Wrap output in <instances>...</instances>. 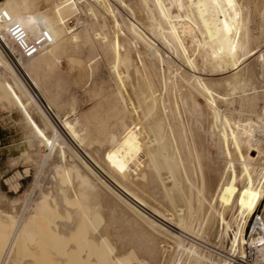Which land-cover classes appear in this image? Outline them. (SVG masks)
Segmentation results:
<instances>
[{
  "label": "bare ground",
  "instance_id": "bare-ground-1",
  "mask_svg": "<svg viewBox=\"0 0 264 264\" xmlns=\"http://www.w3.org/2000/svg\"><path fill=\"white\" fill-rule=\"evenodd\" d=\"M240 2H80L84 15L94 20L84 43L100 46L103 57L111 62L117 85L113 98L98 103L101 111L80 140L96 158L85 153L83 157L71 146L76 156L66 155L61 130L51 118V100L30 74L22 72L19 63L7 58L11 51L6 39L23 32L26 25L12 33L11 25L21 17L8 5L1 6L0 15L6 14L10 22L0 20V94L20 109L48 151L61 147V162L49 191L32 204L30 215L24 209L13 219L7 211L9 221L0 220V241L8 242L7 249L0 245V264H182L173 256L182 239L194 233L199 212L201 239L216 219L222 220L223 236L229 235L232 227L225 213L235 188L248 172L264 174V162H257L263 152L264 108L263 115H251L255 122L248 118L245 123L228 122L227 110H223L233 104L234 92L257 76L256 67L240 69L260 52L249 48L250 24ZM61 31L54 30L49 38L38 33L48 68L60 63L58 59L52 62L59 43L54 46L51 40L59 37L62 42ZM80 40L77 34L69 43ZM262 62L264 55L260 54L258 63ZM244 101L253 106L251 98ZM32 105L38 109L39 120ZM183 113L195 124L208 116L212 138L221 139L231 125L235 145L243 154L226 157L223 170L211 168L206 139L199 130L187 128ZM59 126L66 135L74 128L72 124L67 129ZM236 175L239 181L233 180ZM259 191L253 201L254 213L264 206V177ZM233 245L241 249L236 236ZM193 254L192 264L208 260Z\"/></svg>",
  "mask_w": 264,
  "mask_h": 264
},
{
  "label": "rangeland",
  "instance_id": "rangeland-1",
  "mask_svg": "<svg viewBox=\"0 0 264 264\" xmlns=\"http://www.w3.org/2000/svg\"><path fill=\"white\" fill-rule=\"evenodd\" d=\"M81 1L84 0H71L69 3H67V0H0V8L6 4L21 17L19 19L16 18V23L11 25L12 33L22 31L26 25L25 32L23 31L17 36L24 35L28 39L38 42V33L49 38L54 33V30L61 31L62 29L61 32L64 36L62 34L60 36L64 38V42H59V37L58 39L55 38L57 41L54 38V40H51L53 44L54 42L59 43V48H57L55 58L52 61L55 64L58 59L60 63L57 67L48 68L46 66V59L42 57V54H44L42 49L33 58L23 59L12 44V37H16L13 34H11L12 37L6 39V42L11 51L9 53L8 50L9 55H15V57L10 55L7 58H11L14 63L16 62V65L19 63L18 67L23 69L22 72L30 74L32 79L39 85L41 92L51 100L53 116H50L59 130H61L60 143L64 147L66 155L76 156L75 152L70 148L71 146L78 150L83 157H85V154H90L96 158L93 150L86 146L83 147L80 140L82 136L84 137L89 133L96 114L101 111L98 103L113 98L117 92V85L110 70L111 62L103 57L100 46L98 44L86 46L84 43L86 31L94 20L84 15L79 7ZM238 1H241L244 15L248 18L250 24L248 25L250 34L249 48L250 50L260 51L249 60L247 59L240 69L244 68V72L250 66L256 67L257 76L250 85L242 88L244 90L238 89L235 91L230 101L233 104L225 105L223 110H227L225 114L230 120L228 122L241 121L245 123L250 118L253 122L256 121L255 116H251L253 114L263 115L264 62L259 64L258 57L260 54L264 55V0ZM26 7L27 9L29 8V13ZM23 10L27 13H24ZM19 11H22V13H19ZM23 13L24 16H22ZM2 28L4 27L2 26ZM77 34L80 35L81 40L78 43L70 44L69 38ZM38 43L41 44V42ZM163 51L165 53V50ZM0 52L2 53L3 51L0 50ZM166 55L171 57L169 51ZM30 65H32V69ZM179 65L182 66L181 63ZM219 77L217 76L216 78ZM246 98L252 99L253 106L244 101ZM31 111L35 118L39 120V112L36 106L32 105ZM207 117L202 118L201 123L195 124L188 113H183V120L187 128L199 130L204 140L206 139L204 141L206 156L208 160L210 158L208 164L211 162L209 166L211 165L210 167L216 170H223L227 163L226 157L232 153L236 156V154H243V152L238 150L235 145L233 127L231 125L226 126L221 139L217 137H213V139L211 137L212 131L210 132L208 121H206L208 120L206 119ZM40 123H42L41 119ZM69 124L74 125V128L69 135H66L59 125L67 129ZM42 125L44 124L42 123ZM49 127L46 126L50 132L51 128ZM260 134L259 132L256 133L258 136ZM77 145L80 148H77ZM262 148L263 152L257 158V162H264V144ZM60 150L61 147L57 146L53 151H48L44 144H40L20 109L7 95L0 94V220H8L6 217L8 213H11L13 218L14 215H19L24 209H27V214L30 215L32 213V204L45 192L47 193L54 182L56 167L61 162ZM223 152L224 155H222ZM244 153H246V150ZM98 155H101V153L98 152ZM254 155L257 157V153H254ZM242 171L245 173V168L242 167ZM263 177L264 174L261 175L259 171L248 172L240 180L239 186L235 188L234 196L229 204L228 211L225 213V218L232 227V231L229 232L228 236H223L221 231L222 220L216 219L214 225L207 227L206 237L201 239L198 235V222L200 224L202 214L199 212V220L193 224L194 233L182 239V246L176 250L173 259L181 260L182 264H192L193 260L196 259V255L193 253L197 252L208 259L204 260L203 258L200 264H216V262L219 264L223 262L235 264L234 261L236 260L234 259L233 261L232 248L236 250L238 247L233 245V240L235 236L238 237L240 247L244 242L247 225L254 215V212H252L253 201L260 193ZM233 180L239 181V177L236 175ZM35 185L36 188L34 190ZM1 244L3 245L2 248H8V242L0 241ZM13 247L16 248V245L12 246L13 254L11 253L9 259L11 261L15 256Z\"/></svg>",
  "mask_w": 264,
  "mask_h": 264
},
{
  "label": "built area",
  "instance_id": "built-area-1",
  "mask_svg": "<svg viewBox=\"0 0 264 264\" xmlns=\"http://www.w3.org/2000/svg\"><path fill=\"white\" fill-rule=\"evenodd\" d=\"M0 20L10 22L6 14L0 15ZM14 36L12 44L23 59L33 58L40 53L41 46L36 40H30L24 35ZM232 252L235 264H264V206L251 217L241 249L232 248Z\"/></svg>",
  "mask_w": 264,
  "mask_h": 264
}]
</instances>
